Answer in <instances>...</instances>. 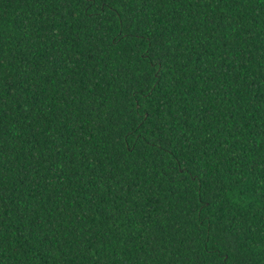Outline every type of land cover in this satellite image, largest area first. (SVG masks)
Instances as JSON below:
<instances>
[{"label": "trees", "instance_id": "obj_1", "mask_svg": "<svg viewBox=\"0 0 264 264\" xmlns=\"http://www.w3.org/2000/svg\"><path fill=\"white\" fill-rule=\"evenodd\" d=\"M0 264H264V0H0Z\"/></svg>", "mask_w": 264, "mask_h": 264}]
</instances>
